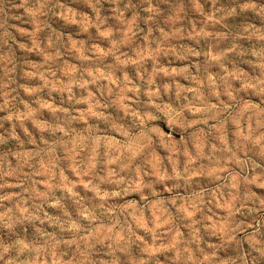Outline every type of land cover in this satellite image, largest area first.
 Segmentation results:
<instances>
[{
	"label": "clouds",
	"instance_id": "clouds-1",
	"mask_svg": "<svg viewBox=\"0 0 264 264\" xmlns=\"http://www.w3.org/2000/svg\"><path fill=\"white\" fill-rule=\"evenodd\" d=\"M0 264H264V0H0Z\"/></svg>",
	"mask_w": 264,
	"mask_h": 264
}]
</instances>
